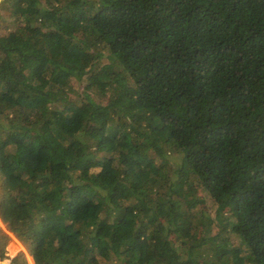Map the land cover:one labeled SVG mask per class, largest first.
Listing matches in <instances>:
<instances>
[{
	"label": "trees",
	"instance_id": "1",
	"mask_svg": "<svg viewBox=\"0 0 264 264\" xmlns=\"http://www.w3.org/2000/svg\"><path fill=\"white\" fill-rule=\"evenodd\" d=\"M0 207V264H264V0H2Z\"/></svg>",
	"mask_w": 264,
	"mask_h": 264
},
{
	"label": "rangeland",
	"instance_id": "2",
	"mask_svg": "<svg viewBox=\"0 0 264 264\" xmlns=\"http://www.w3.org/2000/svg\"><path fill=\"white\" fill-rule=\"evenodd\" d=\"M2 2V0H0V3ZM206 208H208L209 206H211V203H209V204H206V205H204ZM212 211H215V209L214 208H212L211 209ZM1 212H2V209H1V207H0V226L1 227H3V228H6V226H7V222H3L2 220H3V216H2V214H1ZM213 214H214V212H212ZM11 234V241L9 242V244H8V246H7V257L6 258H4V259H8L9 261H10V263L11 264H15V263H13L12 262V258L13 257H15L20 251H24L25 253H26V258H27V264H31V261H30V259H29V253L26 251V248H25V246L22 244V242L19 240V238L15 235V234H13V233H10ZM13 241H17L18 243H21L23 246H22V249H20V250H18L14 255H12L11 254V252H10V245H11V242H13ZM31 256V255H30ZM32 257V261H33V264H35V262H34V259H33V256H31ZM2 260V259H1ZM21 264H25V263H21Z\"/></svg>",
	"mask_w": 264,
	"mask_h": 264
}]
</instances>
